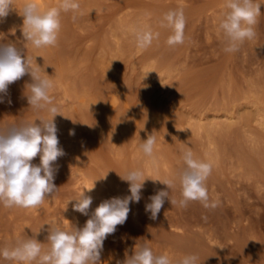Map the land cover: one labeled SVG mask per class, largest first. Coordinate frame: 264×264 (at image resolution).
I'll list each match as a JSON object with an SVG mask.
<instances>
[{"label": "rangeland", "instance_id": "374dc122", "mask_svg": "<svg viewBox=\"0 0 264 264\" xmlns=\"http://www.w3.org/2000/svg\"><path fill=\"white\" fill-rule=\"evenodd\" d=\"M56 2L52 7L60 0ZM76 2L77 11L61 14L54 47L34 48L26 42L23 25L10 20L12 10L0 20V43L14 44L53 82L49 95L60 111L54 122L65 153L55 163L58 190L52 198L29 209L0 204V249L35 235L47 250L45 224L53 219L65 230L82 228L101 202L130 195L129 184L119 175L140 168L147 179L142 199L130 205L126 222L104 241L102 263L113 255L114 264L122 262L136 245L148 244L154 254H167L172 264L186 255L198 256L197 264H264V129L254 109L248 107L243 122L232 128L208 133L196 129V116L206 108L211 109L209 121L218 124L224 119L213 116L230 101L249 94L264 97V0H255L261 10L255 38L235 53L223 50L224 37L217 31L226 0ZM178 8L186 20L184 42L169 46L172 29L162 26L163 16ZM133 28L159 37L141 49ZM30 83L25 75L9 85L5 103H0V129L51 118L28 104ZM112 93L120 98L116 107L109 106ZM153 110L162 114L158 124L144 119ZM149 134L156 137L155 164L139 147ZM211 140L217 149L209 146ZM189 149L212 165L206 187L217 207L206 209L192 201L180 208L166 198L157 218L151 219L145 211L150 195L167 190L170 199L181 198L178 174L185 167L183 151ZM32 163L39 165V155ZM85 178L94 183L97 198L88 216L73 210L74 201L68 204L84 190L88 195ZM169 179L172 189L153 181ZM0 264L17 262L0 257Z\"/></svg>", "mask_w": 264, "mask_h": 264}, {"label": "clouds", "instance_id": "9594fccd", "mask_svg": "<svg viewBox=\"0 0 264 264\" xmlns=\"http://www.w3.org/2000/svg\"><path fill=\"white\" fill-rule=\"evenodd\" d=\"M13 8V0H0V20L7 17ZM78 9L76 0H60L58 6L46 10H41L34 0H28L20 10L24 40L35 48L56 46L61 30V14ZM260 12V5L255 3V0H226L225 11L217 27L218 33L224 37L223 50L226 53L239 51L245 41L255 38V25ZM185 24L183 8L170 9L164 14L162 26L172 29V34L167 39L169 46L184 42ZM131 31L141 49L147 48L159 37V33L150 30L133 28ZM25 75H29L32 80V83L27 85L29 94H25L28 104L36 111L48 112L51 118L36 119L35 121H40L39 124L35 121L21 122L0 129V204L5 208H36L46 199L52 198L58 190L54 183L58 171L55 163L65 155L59 146L58 129L54 122L60 111L49 95L53 88L52 80L41 76L40 68L34 67L32 59L25 57L14 44L0 43V103H5L9 85ZM7 103L11 104L10 97ZM69 134L74 135V130H70ZM155 143L156 137L149 134L139 145L144 156L150 158L153 164L156 163ZM38 155L40 163L34 165L32 161ZM182 159L185 167L178 174L181 198L170 199L167 190H158L150 195V202L145 205V211L150 213L153 220L160 213L166 198L172 206L180 208H186L192 201L200 202L206 209L217 207V202H210L206 187L212 165L196 159L190 149L183 151ZM119 176L129 184L130 195L122 198L112 197L101 202L82 228L65 230L58 226L56 221H51L45 224L49 225L46 236L49 245L47 250L33 235L18 240L13 247L0 249V257L17 264H32L33 261L36 264H102L104 241L116 232L118 225L126 222L130 205L140 202L144 182L147 180L140 168ZM153 181L161 182L168 189L174 186V181L170 179ZM93 188L86 190L90 192ZM73 201L74 211L89 215L93 198L87 195L85 190L75 198L69 199L68 204ZM198 259L196 255H186L178 264H197ZM117 264H172V261L167 254L156 255L148 244H144L136 245L134 253L131 256L126 254V258Z\"/></svg>", "mask_w": 264, "mask_h": 264}, {"label": "bare ground", "instance_id": "6f19581e", "mask_svg": "<svg viewBox=\"0 0 264 264\" xmlns=\"http://www.w3.org/2000/svg\"><path fill=\"white\" fill-rule=\"evenodd\" d=\"M56 1L57 0H34V2H36L40 6L41 10H46L47 8L52 7V4L55 3ZM26 2H28V0H13L14 8L12 9L10 20L15 25L16 24H19V25L22 24L23 25V17L20 14V10L22 9L23 5ZM22 25H20V26H22ZM153 66H154V63H151L147 68L151 69V68H153ZM174 70H176V69H174ZM257 93H259V92H257ZM108 102H109V106L116 107L117 105L120 104V98L116 94L112 93L108 98ZM248 107H252L254 109V111L256 113V122L258 123V125L260 127H262L264 129V97H260V96H257L255 94L245 95L238 100L234 99V100L230 101L228 107L222 108L221 113L219 115L217 114V115L213 116L214 119H220V120L224 119L225 122H220V123L216 124L215 121H209V115L207 114V112L210 111L211 109L206 108L205 111L200 112L196 116V119H197L196 129L199 132L208 133L209 131H211L213 129L214 130H221L222 128L224 129V127L232 128L233 126L239 125L243 122V120H244V118L248 112ZM144 119L145 120L147 119V122H149V123L158 124L163 119V117H162V114L160 112L153 110L149 113L148 117H146V114H145ZM209 146H212V147H214V149H217V144L215 141H212V140L209 141ZM89 178H91V177H89ZM89 178L84 179V184H85L86 189H91L94 187V183ZM88 195H90L93 198V203L91 205H94L96 203L97 198L94 196L93 189L90 192H88ZM52 221H53V219H52ZM102 257H104V256H102V254H101V258ZM112 257L111 256H110V258L105 257L104 259H102V260H104L103 263L104 264H114V261L111 259ZM115 260L117 261L116 258H115Z\"/></svg>", "mask_w": 264, "mask_h": 264}]
</instances>
